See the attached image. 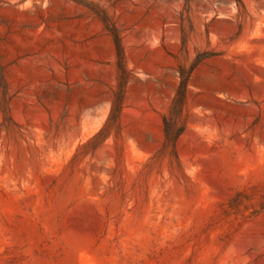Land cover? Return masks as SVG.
<instances>
[{"label":"rangeland","instance_id":"1","mask_svg":"<svg viewBox=\"0 0 264 264\" xmlns=\"http://www.w3.org/2000/svg\"><path fill=\"white\" fill-rule=\"evenodd\" d=\"M0 264H264V0H0Z\"/></svg>","mask_w":264,"mask_h":264},{"label":"trees","instance_id":"2","mask_svg":"<svg viewBox=\"0 0 264 264\" xmlns=\"http://www.w3.org/2000/svg\"><path fill=\"white\" fill-rule=\"evenodd\" d=\"M185 86H186V80H183L182 83H181V86H180V91H183L184 88H185ZM165 131H166V137H167V139H168L170 133H169V127L167 126V123H165ZM177 137H178V134H176V135L171 139L173 145H175V142H176V140H177Z\"/></svg>","mask_w":264,"mask_h":264}]
</instances>
